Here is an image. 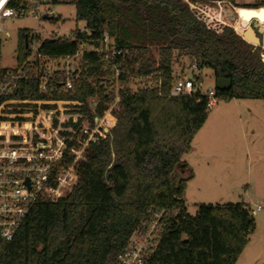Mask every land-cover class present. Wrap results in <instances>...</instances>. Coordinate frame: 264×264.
<instances>
[{"label": "trees", "instance_id": "1", "mask_svg": "<svg viewBox=\"0 0 264 264\" xmlns=\"http://www.w3.org/2000/svg\"><path fill=\"white\" fill-rule=\"evenodd\" d=\"M201 1L215 5L233 26H207L185 0L71 2L76 22L90 36L75 30L71 39H45L40 53L50 59L74 57L80 43L97 46L107 36L119 54L105 60L83 52L68 92L54 91L68 78L62 72L54 75L46 93L39 92L37 82L21 81L9 98L76 101L91 129L113 100L117 69L118 103L103 122L107 131L98 129L97 140L77 166L75 186L60 200L30 208L14 238L1 245L0 264H112L130 236L155 221L159 239L146 264L237 262L255 230L253 216L239 204L197 205L194 216L187 214L185 193L194 175L182 158L191 152L208 111L205 99L172 97L170 90L173 67L183 58L200 71L210 70L214 80L230 81L228 90H216L218 99L264 102L263 51L236 31L249 20L263 25L264 5ZM19 2L9 6L20 8ZM54 5L59 4L54 0ZM30 37L27 30L18 31L15 66L9 70L18 69L29 55ZM150 48L157 50L158 62ZM149 76L158 88L140 87Z\"/></svg>", "mask_w": 264, "mask_h": 264}, {"label": "built area", "instance_id": "2", "mask_svg": "<svg viewBox=\"0 0 264 264\" xmlns=\"http://www.w3.org/2000/svg\"><path fill=\"white\" fill-rule=\"evenodd\" d=\"M13 0H0V21L18 19L32 15L35 20L43 16L53 17L51 6L54 0H21L20 8L9 5ZM23 1V2H22ZM73 0H55L58 4L71 3ZM25 3V5H23ZM189 6L191 3L188 2ZM200 11V10H199ZM210 27L224 25L204 12L196 14ZM214 21V22H213ZM82 35L90 36L83 28L76 29ZM65 38L49 34L43 38L39 33L31 34L29 55L16 70L0 74V248L10 242L30 208L38 203L57 201L67 196L76 184V168L85 161V153L91 143L97 140L98 129L103 128L105 118L118 103L119 71H113V100L101 119H94L89 129L87 117L79 112L80 104L70 100H19L9 98L21 81L38 83L40 93L51 88L55 74L64 72L68 77L54 91L68 92L72 89L71 74L83 52L109 55L119 52L104 36L97 46L80 43L74 57L50 59L40 53L41 43L45 39ZM75 61L73 70H67V61ZM77 60V61H76ZM158 62V57L155 58ZM65 62V65L62 63ZM66 67V68H64ZM190 75H185V72ZM152 76L142 78L140 87L144 90L155 89L159 83ZM170 95L172 97H192L205 99L207 111L217 103L215 85L204 88L205 77L195 64L188 62V68L177 72L173 70ZM74 80L77 76L73 77ZM96 103L91 101V107ZM89 131L88 134L86 132ZM257 206L255 211H260ZM160 227L155 221L145 224L129 238L125 248L115 257L112 264H146L157 247Z\"/></svg>", "mask_w": 264, "mask_h": 264}, {"label": "rangeland", "instance_id": "3", "mask_svg": "<svg viewBox=\"0 0 264 264\" xmlns=\"http://www.w3.org/2000/svg\"><path fill=\"white\" fill-rule=\"evenodd\" d=\"M185 1L191 3L196 14L201 11L224 25L233 26L212 3ZM235 3L238 6L264 5V0H236ZM51 10L53 18H59L58 21L35 20L28 13L23 18L0 21V70L15 66L19 30L39 33L45 38L49 34L67 37L83 28V23L75 20L74 4L54 5ZM261 50L264 55V47ZM150 51L157 58V50L150 48ZM67 64L68 67L62 63L71 71L76 62L69 60ZM187 68L188 62L180 58L173 70L180 72ZM185 75L190 73L186 71ZM202 75L205 77L204 88L215 85L210 70H202ZM131 87L137 89L135 84ZM182 160L189 164L194 175L187 183L185 193L187 214L194 216L197 205H245L253 216L255 230L235 264H264V102L218 99L208 111L204 126L194 137L191 152ZM257 206L261 207L258 212L255 211Z\"/></svg>", "mask_w": 264, "mask_h": 264}, {"label": "water", "instance_id": "4", "mask_svg": "<svg viewBox=\"0 0 264 264\" xmlns=\"http://www.w3.org/2000/svg\"><path fill=\"white\" fill-rule=\"evenodd\" d=\"M53 17L43 16L42 20L51 21ZM237 34L248 44L255 47H264V24L259 25L257 21H253L251 26L240 27ZM262 62L264 63V55L261 56ZM231 83L228 80L217 79L215 80V89L218 92L226 91L230 88Z\"/></svg>", "mask_w": 264, "mask_h": 264}, {"label": "flooded vegetation", "instance_id": "5", "mask_svg": "<svg viewBox=\"0 0 264 264\" xmlns=\"http://www.w3.org/2000/svg\"><path fill=\"white\" fill-rule=\"evenodd\" d=\"M252 23H253V21L249 20L248 25H247L246 27L251 26ZM246 27H245V28H246Z\"/></svg>", "mask_w": 264, "mask_h": 264}, {"label": "crops", "instance_id": "6", "mask_svg": "<svg viewBox=\"0 0 264 264\" xmlns=\"http://www.w3.org/2000/svg\"><path fill=\"white\" fill-rule=\"evenodd\" d=\"M188 166H189V164L186 162V161H184ZM190 167V166H189Z\"/></svg>", "mask_w": 264, "mask_h": 264}]
</instances>
